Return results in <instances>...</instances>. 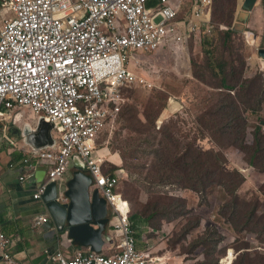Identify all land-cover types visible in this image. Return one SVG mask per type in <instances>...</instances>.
I'll list each match as a JSON object with an SVG mask.
<instances>
[{"label": "built area", "instance_id": "built-area-1", "mask_svg": "<svg viewBox=\"0 0 264 264\" xmlns=\"http://www.w3.org/2000/svg\"><path fill=\"white\" fill-rule=\"evenodd\" d=\"M214 1L196 0L182 18V0H157L152 7L149 0H0L11 13L0 23V121L10 112L29 110L53 124L57 142L54 148L30 151L23 159L26 172L43 164L48 167L47 181L34 198L41 199L49 183L74 169L77 156L93 179L96 188H92L107 200L116 232L110 253L81 249L69 258L63 248H57L50 256L52 262H151L138 250L130 203L118 191L120 173L103 171L96 142L114 129L126 101L125 90L152 86V81L131 71L132 63L138 69L151 68L152 60L144 57L162 51L180 60L191 38L213 33ZM25 179L23 175L21 181ZM49 219L48 214L39 215L35 226ZM170 234L165 228L161 240H168ZM10 245L11 240L1 234L4 263L22 264Z\"/></svg>", "mask_w": 264, "mask_h": 264}, {"label": "rangeland", "instance_id": "rangeland-1", "mask_svg": "<svg viewBox=\"0 0 264 264\" xmlns=\"http://www.w3.org/2000/svg\"><path fill=\"white\" fill-rule=\"evenodd\" d=\"M234 8L235 0H215L212 12L215 31L208 38L206 36L201 39L193 38L187 44L180 60L176 61L174 57L169 54L166 55L162 51L152 54V57H144L146 61H153L151 68L142 66L138 69L132 63L130 66L131 71L152 81V86L126 89L127 101L121 114L119 126L113 133L105 134L96 142V154L107 159L104 160L103 171L107 174L120 173L121 182L118 183V188L129 201L132 213L141 211L149 201L167 205L174 200L183 204V206L185 205L191 211V215H183L185 220L178 221L172 234H170L171 246H177L180 252L183 255L185 254L183 264H213L217 260L220 264L225 260L224 258L227 259L224 255V249L217 247L215 243V240L218 239L217 235L212 236L208 232L204 234L205 230H203L201 231L203 233L198 237L197 233L192 232H189L186 236L187 231L185 229L191 226L187 223L189 221L195 223V216L205 218L204 221H208L207 224H209L207 228L214 225L220 227L219 229L225 235L228 234L231 239L229 250L234 255V261L239 257V252H236V249L243 247L245 243L251 247L248 250L251 252V258L256 260L255 253L263 252L260 250L262 248L260 245H264V233L255 230L254 233L238 234L232 224L225 221L223 214H220L222 206L229 199L231 200V197L226 195L222 187H216L209 192V203L204 204L200 196L192 191L180 190L181 187L178 185L168 183L162 185L161 177L155 170V166L160 160L152 152V149L167 144L171 147L172 142H169L165 136V131L171 129L174 138L179 139L184 144L189 143L193 147L200 146L215 151H219L220 146L225 147L223 151L227 157L225 164L227 170L232 171L244 166L247 174H250V176L254 174L250 173V168L245 166L247 163L239 155L240 151L233 148V138L222 136L219 126L213 123L210 124L214 119L212 111L219 106L220 95L225 94L222 90L213 88L220 83L219 79L212 78L207 72H205V82L197 78L207 65V52L209 51L214 54V61L211 63L217 68V72L221 76L227 78L228 84L232 86H238L242 80L253 77L259 67L264 69L261 66L264 60L258 55L259 50L264 49V46H260L255 41V36L252 33L244 29L243 31H234L231 37L224 34L228 30H233L237 23L233 20ZM248 34L250 36H247ZM252 38L253 42H251ZM222 67L224 69H221ZM262 76L264 77V75ZM127 111L137 115V119L132 118ZM167 112L168 115H166ZM25 116L36 118L29 110L25 111ZM248 118L249 125L263 124L264 103L259 114L248 116ZM138 119L141 120L143 125H140ZM218 119L221 122L224 121V118L221 119V115L218 116ZM198 120L202 126V133H199V135L195 131L200 128ZM9 125L14 127L11 122ZM140 127L143 131L140 130ZM161 127L164 128L160 130ZM249 131H251L250 128ZM198 136H203V139L196 144ZM107 151H110L108 156H106ZM111 154L115 155L119 162L112 163L110 160ZM121 170H123V173ZM255 175L264 180V173L255 171ZM93 187L96 188L95 185ZM254 195H259L264 200L263 184H253V186H246L241 190L239 201L240 220H244L242 203L254 202L256 200ZM181 199L182 202L179 201ZM262 204H264V201L261 200L260 206ZM198 213H202V215ZM209 218H212L213 222L209 223ZM259 219H264V214H259ZM206 238H209V240ZM198 242H201V245L205 246L206 249L201 248V246L196 249L195 245ZM105 246V252L109 251V243ZM246 250H241V253ZM227 261L226 264L233 262V260Z\"/></svg>", "mask_w": 264, "mask_h": 264}, {"label": "trees", "instance_id": "trees-1", "mask_svg": "<svg viewBox=\"0 0 264 264\" xmlns=\"http://www.w3.org/2000/svg\"><path fill=\"white\" fill-rule=\"evenodd\" d=\"M234 31L235 30H228L224 34L231 37L234 34ZM203 36L204 35H202L199 39ZM206 37L208 38L209 36ZM207 55V65L201 75H198L197 78H199L202 82H205V72H207L212 78L219 79L220 83L213 88L220 89L222 92H225L224 95H220L221 97L217 109L212 111L214 119L213 122H210V124L213 123L214 125L219 126V131L222 136L233 138V148L240 151L239 155L247 163L245 166L250 168V173L254 174H251V176L250 174H247V170H245L246 168H244V166L232 171L227 170L225 168L227 157L223 151L225 147L220 146L219 151L212 150L211 148L204 149L200 146L193 147V145L189 143L184 144L179 139H175L171 129L165 131L166 138L169 142H172L171 147L167 144L166 146H160L159 148L152 149V152L155 153L160 160V162L155 166V170L161 177L162 185L168 183L178 185L181 187L180 190L183 189V191H192L200 196V199L201 201L203 200L204 204L209 203V192L214 190L216 187H222L226 195L231 197V200L229 199L220 209V214H223L224 220L231 223L238 234L254 233L255 230H260V233H264V219H259V214H264V204L260 206L261 200H264L261 199L259 195H254L256 200L252 203H242V207L244 209V220L242 221L239 219V201L241 190L246 186H253V184H263L264 188V180H262L260 176L255 175V171L264 173V123H255L253 125L248 124V116L257 115L262 110V105L264 103V77L262 75H264V69L259 67L257 73L253 77H247L242 80L238 86H232L228 84L227 78L221 76V74L217 72V68L211 63L214 61L213 52L209 51L207 52ZM219 64L225 65L224 63ZM261 66L264 68V64ZM221 69L224 68L222 67ZM126 101L123 104L121 111L117 114L114 129L112 131L105 132L100 138L107 133H113L117 129ZM127 113H129L132 118L137 119V115L130 113L129 111H127ZM219 115H221V119L224 118L223 122L218 119ZM138 121L140 122V125H143L141 120L138 119ZM198 123L200 128L195 131L196 134L199 135V133H202V126L199 120ZM205 124L208 126L206 121ZM163 128L164 127H161L160 130ZM249 128L251 131H249ZM140 130L143 131L142 128ZM201 139H203V136H198V138H196V144ZM109 153L110 151H107L106 156H108ZM111 156L110 160L112 163L119 162V159L115 155L111 154ZM103 159L105 161L107 160L106 157H103ZM121 171L123 173V170ZM118 191L121 193L120 188H118ZM179 201L182 202L183 200L181 199ZM184 214L191 215V211H189L185 205L183 206V204L177 203L176 200L167 205L149 201L141 211H134L132 213L131 222L133 228L135 229L141 224L158 228L165 220L167 222H173L174 224L178 223V221H181L182 219L185 220V217L183 216ZM198 214L202 215V213ZM195 218V223H191L190 221L187 223V225L191 224V226L185 229V231H187L186 236L189 232H192L197 233L198 237L203 233H201L203 230H205L204 234L208 232L209 235H217L218 239L215 240V243L217 247L224 249V255L226 256L229 246H231V239L228 234L225 235L221 229H219L220 227H216L214 225H210V227L207 228L209 224H207L208 221H204L205 218L203 219L200 216H195ZM211 222H213V219L209 218V223ZM206 239L209 240V238ZM200 246L201 248L206 249L205 246L201 245V242H198L195 245V248L197 249ZM260 246L262 247L260 250L263 252L255 253V260L250 257L251 252L248 251L251 249L250 245L245 243L243 247L236 249V252H239L238 256L242 258L238 259V257L231 264H264V245L261 244ZM245 249L247 250L241 253V250ZM229 255L233 256L232 251L229 252ZM213 264H219V261L217 260Z\"/></svg>", "mask_w": 264, "mask_h": 264}, {"label": "crops", "instance_id": "crops-1", "mask_svg": "<svg viewBox=\"0 0 264 264\" xmlns=\"http://www.w3.org/2000/svg\"><path fill=\"white\" fill-rule=\"evenodd\" d=\"M182 1L183 9L180 17L183 18L190 13L196 4V0ZM243 1L235 0L233 20L245 25L244 29L255 36V41L260 46H264V0H258L252 9L247 11L248 14L246 15L242 13L245 11L242 7ZM156 3L157 0H149L151 7L155 6ZM10 15V11L0 4V23ZM192 40L191 38L190 41ZM251 42H253V38ZM18 111L23 110L10 112L5 120L0 121V235L4 234L11 240L9 250L22 264H56L50 260V256L57 248H63L67 256L73 258L82 247L69 240L66 234H59L51 220L42 226H35V220L39 215L48 214L44 210L42 199L36 200L34 198L40 184L47 181L48 167L43 164L32 172H26V164L23 159L31 149L25 145L14 128L27 122H30L34 127L36 121L24 114L23 120L19 122L18 120L21 119L23 113ZM168 114L167 112L166 115ZM10 122L14 127L9 125ZM73 172L74 169H71L63 179L57 181L61 191L64 192L66 189L67 182L72 178ZM23 175L26 179L21 181ZM147 227H150L152 231L147 230ZM174 227L173 222L165 220L158 228L142 224L136 229L134 228L138 250L149 255L151 262L148 264H183L185 256L177 246H171V239L161 240L160 238L165 228L173 232ZM109 230L114 242L116 232L111 227ZM113 242L107 243L110 245ZM109 249L106 251L107 253L112 251L111 245ZM83 251L88 252L90 250L84 248ZM227 256L228 252L225 257ZM0 264H5L1 250ZM220 264L225 263L221 262Z\"/></svg>", "mask_w": 264, "mask_h": 264}, {"label": "water", "instance_id": "water-1", "mask_svg": "<svg viewBox=\"0 0 264 264\" xmlns=\"http://www.w3.org/2000/svg\"><path fill=\"white\" fill-rule=\"evenodd\" d=\"M257 1L244 0L242 7L245 11L242 13L248 14L247 11H250ZM244 28L245 25L238 22L233 29L243 31ZM259 56L264 60V49L259 50ZM21 113L23 115L19 122L23 120L25 110ZM34 120V127L27 122L16 126L14 131L34 153L54 148L57 142L53 135V124L44 116ZM74 165L73 176L67 182L64 192L60 190L58 182L47 185L41 196L43 207L59 234H66V237L82 247L81 249L88 248L93 252L102 253L105 244L113 242L109 230L107 200L100 194L99 189L92 188L93 179L85 172L84 164L77 156L74 157Z\"/></svg>", "mask_w": 264, "mask_h": 264}, {"label": "bare ground", "instance_id": "bare-ground-1", "mask_svg": "<svg viewBox=\"0 0 264 264\" xmlns=\"http://www.w3.org/2000/svg\"><path fill=\"white\" fill-rule=\"evenodd\" d=\"M233 257H234V255H233V256H230V255H229V256L227 257V259H225V260L223 261V263H225V264L228 263L227 260H233ZM229 263H230V262H229Z\"/></svg>", "mask_w": 264, "mask_h": 264}, {"label": "clouds", "instance_id": "clouds-1", "mask_svg": "<svg viewBox=\"0 0 264 264\" xmlns=\"http://www.w3.org/2000/svg\"><path fill=\"white\" fill-rule=\"evenodd\" d=\"M234 30V29H233ZM110 227H111V224H110ZM228 252H229V249H228ZM229 254V253H228ZM234 261V260H233Z\"/></svg>", "mask_w": 264, "mask_h": 264}]
</instances>
